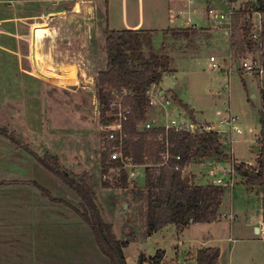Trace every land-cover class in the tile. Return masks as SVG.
Instances as JSON below:
<instances>
[{
	"label": "rangeland",
	"instance_id": "rangeland-1",
	"mask_svg": "<svg viewBox=\"0 0 264 264\" xmlns=\"http://www.w3.org/2000/svg\"><path fill=\"white\" fill-rule=\"evenodd\" d=\"M54 1L61 6L54 7ZM68 1L0 0V128L6 130V135L0 134V214L4 213L6 200L11 201L14 196L20 195V190L15 189L20 180H36L52 194L61 196L72 204H79L80 199H77L79 202L74 200L77 195L65 180L46 171L35 157V153L43 156L50 152L58 155L62 166L75 177L92 185L103 218L113 224L118 239L129 240L124 248L129 264H139L142 254L149 260L159 249L165 250L167 264H197V250L210 246L220 248V264H264V240L253 229L264 218V187H249L239 174L232 187H225L217 213L218 219L193 223L183 230L170 223L150 236L145 233L142 201L129 189L118 185L103 186L107 179L102 173L101 153L109 147L105 148L103 142L97 79L107 65L108 31L121 27L122 24V0H92V11L84 14L83 18H75L69 12L46 13L47 25L35 27L39 36L34 37L39 44L37 50H33L38 53L33 54L38 68L36 70L35 66L31 67L33 61L28 58V55L32 56L31 48L28 47L32 15L46 11V5L49 10H61L67 7L68 4L65 3ZM210 1L214 8L218 3L219 11L228 13L229 5L223 0ZM254 1L234 0L233 5L242 6L243 9ZM205 2L206 0H199L200 5L206 6ZM168 3L169 0H144L146 23L148 19L154 20L157 16L164 17V23H167L165 10ZM177 5L179 2L173 4ZM253 13L241 12L243 26H250L254 24V20H259L258 14ZM128 14L131 21L137 18L138 0H128ZM195 20L202 26L209 27L205 19L195 16ZM222 26V29L199 30L197 36H186L187 39L182 40L181 45L185 42L187 45L183 48L180 45L182 50L179 48L172 52L176 76L166 73L161 83L163 89L167 92L172 89L179 97L178 99L172 94L175 105H180V100L188 104L197 113L195 115L194 110L187 108L193 112L196 121L211 124L215 130L221 128L220 120L230 112L239 116L243 131L221 135L227 155L222 158H207L187 167L186 173L195 175L198 184L213 182L209 171L215 165L214 161L233 162L234 159L237 166L245 162L248 166L258 167V153L261 146H264L260 123L264 79L258 74L253 76L245 71L242 73L237 61L231 58L230 40L234 27L226 34V23ZM157 27L161 32L162 26ZM41 28L42 33L49 29L48 35L40 36ZM75 36L83 40L82 48L78 47V43L71 44V39ZM52 39L60 44L63 50L61 56L50 52L47 54L42 50L41 44H49ZM195 47L199 49H194ZM83 50L86 51L85 55ZM259 55V45L246 54L249 58ZM211 56L216 57L218 68L212 67ZM79 64L80 77L76 72ZM29 71L38 74L39 81ZM63 74L69 75L70 79ZM71 79L73 81L66 82ZM120 100L123 101L122 97L118 98ZM181 108L190 116L187 109L183 106ZM163 115L166 113L161 108L157 117H161L162 121ZM255 146H260L258 152L253 150ZM137 165L142 179L145 166ZM110 172L118 174L116 168ZM219 175L228 176L222 172ZM36 192L41 195L39 199L42 200L44 195L39 190L24 191V197L26 194L34 195L33 198L36 199ZM234 212L239 220L232 223L234 241H230V220ZM95 242L96 239L94 241L88 238L87 256L98 250ZM101 257L104 263L110 260L105 255ZM143 264L150 263L147 261Z\"/></svg>",
	"mask_w": 264,
	"mask_h": 264
},
{
	"label": "trees",
	"instance_id": "trees-1",
	"mask_svg": "<svg viewBox=\"0 0 264 264\" xmlns=\"http://www.w3.org/2000/svg\"><path fill=\"white\" fill-rule=\"evenodd\" d=\"M249 11L261 14L262 25L258 41L252 38V25H242L240 14ZM232 26V53L240 60L259 45L264 69V0L249 2L239 10L233 16ZM167 32L173 36L185 37L197 36L198 30L172 27ZM154 38L155 32L145 28L109 30L106 37L107 65L97 79L98 110L102 126L119 118L120 110L114 102L122 97L124 108L128 109L123 125L124 157L145 166L142 179L141 176L131 178L126 168H120L123 166L121 160L111 159V151L106 148L110 147V142L105 140L103 132L106 149L101 153L102 173H109L111 176L103 182V186L118 185L129 189L142 201L147 236L170 223L183 230L193 223L210 222L218 218L225 187L211 182L198 184L195 175L186 173V169L207 158H222L227 155L221 134L217 131L204 129L191 135L187 132L167 131L162 126L146 127L150 121L148 92L151 86L160 85L166 73L176 72L172 57L164 47L156 48ZM261 97L260 123L264 135V86L261 88ZM180 103L184 109L188 108L181 100ZM187 110L195 120L193 112ZM0 134L6 135V130L0 128ZM35 157L43 167L62 177L76 193L80 202L71 206L92 228L98 247L110 259V263L129 264L124 252L129 240L116 237L113 224L103 218L92 187L64 168L58 155L46 152L43 156L35 153ZM257 159L258 167L248 166L245 162L237 166L239 175L249 187H264V146H261ZM115 168L118 174L110 172ZM43 190L46 191L45 188ZM220 253L219 247L199 248L196 253L197 264H219ZM164 256L163 249L157 250L149 260L142 254L139 264L147 261L150 264H161Z\"/></svg>",
	"mask_w": 264,
	"mask_h": 264
},
{
	"label": "crops",
	"instance_id": "crops-1",
	"mask_svg": "<svg viewBox=\"0 0 264 264\" xmlns=\"http://www.w3.org/2000/svg\"><path fill=\"white\" fill-rule=\"evenodd\" d=\"M92 2H93L92 0H69L67 3H65L68 4L66 5L67 7H63L61 10H57V9L49 10L46 5L45 6L46 11L32 15L33 20L30 23L29 32H28V37H29L28 47L31 48L30 52H32L31 54L32 56L28 55V58L33 61L32 62L33 66L31 67L35 66L34 68L36 70L38 69L36 67L33 58L34 52L37 53V51H33V50L35 49L37 50V44H38L37 41L34 40V37H39L37 36L38 31H35V27L37 25H41V27L42 25H47L48 22L46 20L45 14L46 13L59 14L61 12L65 14L69 12L75 18H83L84 14H87L88 12L92 11L93 8ZM173 4H177V2H172V1L170 2L169 0L168 5H166L165 11L167 12L166 13L167 23H164L165 19L164 17L162 18L161 16H157V18L154 20L150 18L146 23V18L144 14V0H138V16L137 18H133L134 20L132 21L129 19V14H128V0H122V11H123L122 24L121 27H115V29L119 30L124 28H133V29L145 28V29L153 30L155 32L154 42L156 48L161 49L162 47H164L165 51L172 57V52L174 50L177 51L179 50V48L182 50L183 46L187 45V42H185L186 45L185 44L181 45L183 41L187 39L186 36L177 37L167 32L169 28H172V26L170 25L171 22L168 15H169V7ZM205 4L207 6L212 4V2L210 0H206ZM53 5L54 7L61 6L56 1L53 2ZM200 7L202 9L205 8V6L203 5H200ZM240 7L242 8V6ZM82 9L84 10L82 16H76L75 12L81 11ZM253 14H258L259 16L258 19H260V14L258 12H254ZM254 22L256 21L254 20ZM157 26H162L163 29L161 32H159V28ZM48 32L49 29H46V31L42 33V28H41V34L39 35L46 36L48 35ZM180 45L182 48L180 47ZM199 48L195 47L194 49H199ZM256 57H260V55ZM38 72L42 74L39 70ZM29 73L39 81L38 74L31 71H29ZM242 73H244L243 69H242ZM172 74L175 77L177 74V69L176 72ZM65 75L64 77L70 79L69 75L66 76ZM253 76H256V74H254ZM69 81H73V80L72 79L66 80V82ZM157 89L159 95L161 96L160 101H163V99L166 98V96L172 97V94L177 96V94L173 92L172 89H170L171 91L167 92L165 89L161 87V84L157 85ZM177 98L179 99L178 96ZM180 105L178 104L175 105L173 102V106L170 109H173V112L175 114L176 113L178 114V112L184 111ZM186 105L190 107V109L194 110L188 104ZM161 108L163 111L164 108L161 104L151 106L150 120L154 121L155 125H158L161 122V117L160 118L157 117V114L159 113ZM194 112L196 115L197 113L195 110ZM253 164L255 165V163ZM46 171H48V169H46ZM88 184L92 187L90 183ZM43 188H45L48 193L44 191ZM15 189L20 190L21 192L20 195L16 197L14 196L15 198L13 197L11 201L6 200L4 213L0 214V264H111L110 260L109 262L104 263V260L101 257V255L104 254L98 247L97 242L95 243L97 245L98 250L93 251L92 253H90L89 256L86 255V251L88 249L87 248L88 238L95 241L94 239L95 235L93 233L92 228L72 208L71 205L76 206L75 204H72L67 199L62 198L61 196H56L52 194V192L47 187L41 185L36 180L33 181L20 180V182L16 183ZM38 190L41 191V193L44 195L42 197V200L39 199L41 195L38 194V192H36L38 194L36 195L38 197L36 199L33 198L34 195L30 196L26 194V197H24V191L34 192ZM77 199L78 197L76 196L74 200L78 201ZM41 201L42 203H38ZM10 203L12 204V206ZM236 219L239 220V217L236 213L233 214V216L231 215V220H230L231 233L229 237L230 241L231 240L234 241V239L232 238V226L234 224L232 223L233 222L236 223ZM258 224H255L253 228L255 230V234H258ZM204 241L206 242V240ZM165 257H166V252L161 264H167L165 261ZM221 259H222V253H220L219 264L221 262Z\"/></svg>",
	"mask_w": 264,
	"mask_h": 264
},
{
	"label": "built area",
	"instance_id": "built-area-1",
	"mask_svg": "<svg viewBox=\"0 0 264 264\" xmlns=\"http://www.w3.org/2000/svg\"><path fill=\"white\" fill-rule=\"evenodd\" d=\"M172 2H179V5L169 7V19L170 22L175 25L174 28H185V29H194V30H202L205 28H217L222 29L224 23H226L228 30L232 28V20L233 16L242 8L237 5H233L234 0H223L226 4L229 5L228 13L219 11L220 7L217 4L216 9L212 4L205 6V8H201L199 4V0H170ZM203 11V12H202ZM260 14V13H259ZM195 16L199 18L205 19L207 22L206 25L209 27H204L199 24L195 20ZM177 21H181L178 24ZM254 22V21H253ZM252 23V22H251ZM253 27L252 30V38L258 41L261 33V14L258 22H254L251 24ZM231 58L233 60H237L235 55L232 53ZM210 60L212 62L213 68H218V63L216 61L215 56H211ZM232 64V63H230ZM240 69H243L245 72L254 75L258 74L260 77L264 79V69L261 63V57H246L243 58L242 61L240 59V63L238 64ZM148 95L150 97V105L154 106L157 104H161L165 110L166 115L164 116V120H162L158 125H155L154 121H149L146 124L147 128L162 126L167 131L173 130L176 132H187L191 135L198 134L204 129L207 131L213 130L217 131L220 134L230 132H238L241 133L243 130L239 124V116L234 115L232 112L228 114L227 117H224L220 120L221 128L219 130H215L211 126V124H201L198 121H195L191 118V116L185 114L184 111L178 112V114H173V109H170L173 106V99L171 96H166L163 101H160L161 96L158 93L157 85L151 86ZM114 105L117 106L120 110L119 118L110 124L103 126V131L105 132V140L110 142V151H111V159L112 160H121L123 166L120 168H126L129 172V176L131 178H136L141 176L140 169L137 168V164L134 163L130 158L124 157V131L123 125L124 121L127 119L128 109L124 108L123 102L118 99L114 102ZM168 112H171L173 115H170ZM219 113H221L219 111ZM227 127V128H226ZM179 159L180 156H177ZM215 165L210 169L209 174L213 177V182L217 185H222L224 187H232L234 184V180L236 175H238L236 160L233 159V162L225 161H214ZM144 166V165H139ZM226 173L227 177H222L219 173ZM105 179L111 178L109 173H103ZM258 235L261 239L264 240V218H261L258 224Z\"/></svg>",
	"mask_w": 264,
	"mask_h": 264
},
{
	"label": "flooded vegetation",
	"instance_id": "flooded-vegetation-1",
	"mask_svg": "<svg viewBox=\"0 0 264 264\" xmlns=\"http://www.w3.org/2000/svg\"><path fill=\"white\" fill-rule=\"evenodd\" d=\"M82 41L83 40H79V38L77 36L73 37L71 39V44H79V48H82ZM43 50H45V52L48 54V52L52 53V54H55V55H62L63 53V50L60 46V44L58 42H56L54 39L51 40V42L49 44H43ZM81 50V49H80ZM83 54L85 55V52L86 51H82ZM81 69V68H80Z\"/></svg>",
	"mask_w": 264,
	"mask_h": 264
},
{
	"label": "water",
	"instance_id": "water-1",
	"mask_svg": "<svg viewBox=\"0 0 264 264\" xmlns=\"http://www.w3.org/2000/svg\"><path fill=\"white\" fill-rule=\"evenodd\" d=\"M83 11H84V10L82 9L81 11L75 12V15H76V16H82ZM41 45H43V43H42ZM42 50H43V49H42ZM236 61H237L238 64L240 63V60L237 59ZM80 68H81V65L79 64V65L77 66V69H76V72H77V76H78V77H80ZM81 83L83 84V81H82V80H81ZM259 149H260V146H255V147L253 148V150H254L255 152H258Z\"/></svg>",
	"mask_w": 264,
	"mask_h": 264
}]
</instances>
